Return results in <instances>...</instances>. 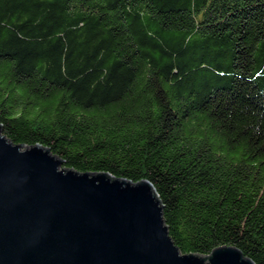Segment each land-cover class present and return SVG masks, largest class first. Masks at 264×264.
<instances>
[{
    "label": "trees",
    "instance_id": "1",
    "mask_svg": "<svg viewBox=\"0 0 264 264\" xmlns=\"http://www.w3.org/2000/svg\"><path fill=\"white\" fill-rule=\"evenodd\" d=\"M0 125L264 264V0H0Z\"/></svg>",
    "mask_w": 264,
    "mask_h": 264
},
{
    "label": "water",
    "instance_id": "2",
    "mask_svg": "<svg viewBox=\"0 0 264 264\" xmlns=\"http://www.w3.org/2000/svg\"><path fill=\"white\" fill-rule=\"evenodd\" d=\"M0 125V264H254L237 248L183 255L147 181L79 173Z\"/></svg>",
    "mask_w": 264,
    "mask_h": 264
},
{
    "label": "rangeland",
    "instance_id": "3",
    "mask_svg": "<svg viewBox=\"0 0 264 264\" xmlns=\"http://www.w3.org/2000/svg\"><path fill=\"white\" fill-rule=\"evenodd\" d=\"M22 150H26V146H23Z\"/></svg>",
    "mask_w": 264,
    "mask_h": 264
}]
</instances>
